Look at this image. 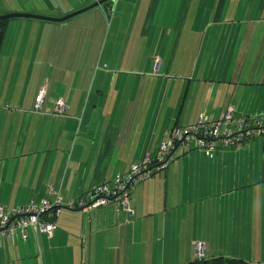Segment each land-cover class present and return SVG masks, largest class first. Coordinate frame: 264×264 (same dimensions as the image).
Returning a JSON list of instances; mask_svg holds the SVG:
<instances>
[{
    "label": "crops",
    "instance_id": "1",
    "mask_svg": "<svg viewBox=\"0 0 264 264\" xmlns=\"http://www.w3.org/2000/svg\"><path fill=\"white\" fill-rule=\"evenodd\" d=\"M8 30L0 33L5 207L77 202L201 113L214 119L230 105L236 116H264V0H111L79 21L26 24L1 56ZM58 97L64 115L54 113ZM177 150L132 189L130 212L114 202L62 206L50 237L3 236L0 264H193L190 229L230 238L240 230L250 241L255 228L264 232L248 195L264 183V137L211 155Z\"/></svg>",
    "mask_w": 264,
    "mask_h": 264
},
{
    "label": "built area",
    "instance_id": "2",
    "mask_svg": "<svg viewBox=\"0 0 264 264\" xmlns=\"http://www.w3.org/2000/svg\"><path fill=\"white\" fill-rule=\"evenodd\" d=\"M157 62L155 61V66ZM43 98L44 91H40L35 97L36 108L41 106ZM65 111L66 104L58 97L54 102V113L64 115ZM255 137H264V116H236L230 105L214 119L206 113H201L194 123L174 126L169 136L158 145L155 155L146 154L141 160L131 163L124 174L115 175L111 184L103 183L95 187L77 202L69 200L63 203L56 196L52 203L42 199L14 207L0 205V239L13 235L17 230L23 238H27V229L32 231L36 239L39 234L50 237L55 227L54 220L62 206L81 208L90 203V207L86 208L89 209L114 202L130 212L132 189L156 172L166 169L173 158L169 156L170 151L175 147L197 148L206 155H211L215 150L236 147ZM196 246L199 255H202L201 244L197 243Z\"/></svg>",
    "mask_w": 264,
    "mask_h": 264
},
{
    "label": "rangeland",
    "instance_id": "3",
    "mask_svg": "<svg viewBox=\"0 0 264 264\" xmlns=\"http://www.w3.org/2000/svg\"><path fill=\"white\" fill-rule=\"evenodd\" d=\"M92 1L93 0H0V14L7 12H30L46 16L59 17L73 10L81 8L87 4H90ZM89 11L77 15L69 20L79 21L80 19H82V17H85L86 13H88ZM42 22L47 21L28 18H13L8 20L9 30L7 31V34L4 38L2 46L3 51L1 52V56L6 53L7 47L11 45V41L15 40V46L19 45L23 38L22 33L24 31L22 30V28L26 24ZM239 145L241 146V144ZM179 151L180 150H177L176 152ZM202 163L203 162H201V164ZM252 168H254L253 165ZM259 189L260 190H258V188H255L252 193H248V195H250L249 197L253 198V201L255 203L254 206L261 211V215L254 216L255 226L258 225L257 223L264 222V183L260 184ZM248 195L238 194V199H246V197L248 198ZM256 217L262 218L258 220ZM202 220H204L205 227L206 229H208L209 218L202 217ZM190 232V239H193V242H195L192 244L190 243L191 252L195 257V259L192 260L193 262L197 261L199 259V256H201L205 261L208 262V264H211V261H214L215 264V261H217L218 264H221L223 262L226 263L228 260H233L238 264L264 263V232H258L256 231V228L254 229V237L252 241H250V237L246 239L244 236H240V230L238 232L237 238L228 237V233L224 230L221 234V237H219L218 233H215L213 230L210 231L209 229L206 230L204 234L194 232L193 229H190ZM177 240L181 241L180 238L174 239L175 244ZM197 243L201 244L202 255H199L200 252L197 251Z\"/></svg>",
    "mask_w": 264,
    "mask_h": 264
},
{
    "label": "water",
    "instance_id": "4",
    "mask_svg": "<svg viewBox=\"0 0 264 264\" xmlns=\"http://www.w3.org/2000/svg\"><path fill=\"white\" fill-rule=\"evenodd\" d=\"M107 1H110V0H93L90 4H87L81 8L73 10L59 17L46 16V15L30 13V12H7V13L0 14V21H4V20L8 21L13 18H28V19H35V20H41V21H47V22H53V23H64L77 15H80L91 9H94L98 6L103 5ZM0 38H1V34H0ZM176 151H177V148L175 147L174 149L170 151L169 156L170 157L173 156ZM88 207H90V203L78 209L83 211L84 209Z\"/></svg>",
    "mask_w": 264,
    "mask_h": 264
},
{
    "label": "trees",
    "instance_id": "5",
    "mask_svg": "<svg viewBox=\"0 0 264 264\" xmlns=\"http://www.w3.org/2000/svg\"><path fill=\"white\" fill-rule=\"evenodd\" d=\"M108 3H109V1L105 2L103 5H107ZM7 23H8L7 20L0 21V33L1 34L4 33ZM215 262H216V264H218L217 261H215ZM210 263L215 264L214 261H211ZM193 264H208V262L205 261L203 257H199V259L197 261H194ZM221 264H238V263H236L233 260H228L226 263L223 262Z\"/></svg>",
    "mask_w": 264,
    "mask_h": 264
}]
</instances>
